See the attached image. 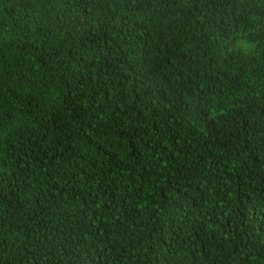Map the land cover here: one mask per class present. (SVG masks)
Returning a JSON list of instances; mask_svg holds the SVG:
<instances>
[{
  "label": "trees",
  "instance_id": "obj_1",
  "mask_svg": "<svg viewBox=\"0 0 264 264\" xmlns=\"http://www.w3.org/2000/svg\"><path fill=\"white\" fill-rule=\"evenodd\" d=\"M0 264H264V0H0Z\"/></svg>",
  "mask_w": 264,
  "mask_h": 264
},
{
  "label": "rangeland",
  "instance_id": "obj_2",
  "mask_svg": "<svg viewBox=\"0 0 264 264\" xmlns=\"http://www.w3.org/2000/svg\"><path fill=\"white\" fill-rule=\"evenodd\" d=\"M260 46L261 44L251 35H247L239 39L235 44V47L241 49L248 56L257 53L260 49Z\"/></svg>",
  "mask_w": 264,
  "mask_h": 264
}]
</instances>
